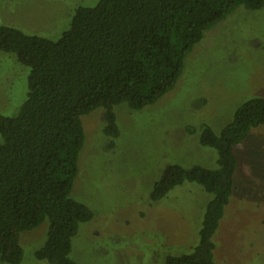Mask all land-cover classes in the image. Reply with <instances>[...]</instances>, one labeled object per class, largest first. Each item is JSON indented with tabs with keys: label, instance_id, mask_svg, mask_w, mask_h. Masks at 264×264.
<instances>
[{
	"label": "trees",
	"instance_id": "trees-1",
	"mask_svg": "<svg viewBox=\"0 0 264 264\" xmlns=\"http://www.w3.org/2000/svg\"><path fill=\"white\" fill-rule=\"evenodd\" d=\"M239 6L255 11L264 0H99L76 7L55 40L0 26V52L15 55L29 69L17 113L0 114V263L20 264V234L47 220L35 259L78 264L70 257L72 239L93 218L88 206L70 197L84 143L81 116L102 108L103 132L117 138L115 107L140 111L172 91L184 58L204 32ZM260 126L264 131V99H251L218 134L201 126L198 141L216 152L215 169L179 164L163 169L151 202L183 182L211 195L191 251L168 254L164 264H216L213 237L235 190L234 147Z\"/></svg>",
	"mask_w": 264,
	"mask_h": 264
},
{
	"label": "rangeland",
	"instance_id": "rangeland-1",
	"mask_svg": "<svg viewBox=\"0 0 264 264\" xmlns=\"http://www.w3.org/2000/svg\"><path fill=\"white\" fill-rule=\"evenodd\" d=\"M98 1L0 0V26L55 40L76 7ZM183 65L174 89L153 105L115 107L117 138L104 134L102 108L81 116L84 143L70 197L88 206L93 218L72 239L70 257L78 264H164L168 254L191 251L211 195L193 182L157 202L149 193L169 164L215 169L216 152L198 141L201 126L218 134L236 109L264 99V6L235 8L204 32ZM28 73L15 55L0 52L1 115L17 113ZM234 153L235 190L213 237V258L216 264H264L263 128L251 129ZM47 228L45 220L20 234V264H48L34 257Z\"/></svg>",
	"mask_w": 264,
	"mask_h": 264
}]
</instances>
